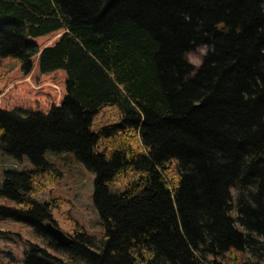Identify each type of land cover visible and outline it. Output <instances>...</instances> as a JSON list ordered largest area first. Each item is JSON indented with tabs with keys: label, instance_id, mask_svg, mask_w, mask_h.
Listing matches in <instances>:
<instances>
[{
	"label": "trees",
	"instance_id": "trees-1",
	"mask_svg": "<svg viewBox=\"0 0 264 264\" xmlns=\"http://www.w3.org/2000/svg\"><path fill=\"white\" fill-rule=\"evenodd\" d=\"M6 56L0 151L34 168L3 172L0 220L44 244L23 264H264V0H0ZM48 150L94 174L97 249L45 229Z\"/></svg>",
	"mask_w": 264,
	"mask_h": 264
},
{
	"label": "rangeland",
	"instance_id": "rangeland-1",
	"mask_svg": "<svg viewBox=\"0 0 264 264\" xmlns=\"http://www.w3.org/2000/svg\"><path fill=\"white\" fill-rule=\"evenodd\" d=\"M205 47H197L187 53V58L194 64H199ZM18 59L12 56L0 58V80L15 66ZM33 82L39 83L40 77L33 76ZM41 83L47 85V81ZM46 89V86H44ZM39 94V93H38ZM34 101L39 105L48 103L52 98L44 95L35 96ZM95 121H99L98 116ZM125 132L115 135V141L127 138L126 142L134 149H139V142L136 137H126ZM103 146H112L110 143ZM102 146L99 150H102ZM44 159L48 167L43 171L47 178V189H50V197L57 200L52 209L53 224L59 227L64 233L72 234L78 227H82L86 234L93 237L97 249V244L105 238V225L101 220L98 211L93 203V179L94 174L89 171L84 164L78 160L72 152L46 151ZM31 170L34 165L23 156L21 159H14L0 151V186L3 181V172L7 169ZM130 179V174H126L114 186L124 184ZM117 184V185H116ZM75 222L77 225H75ZM44 244L32 231L31 227L15 220H0V260L3 264H23V253L28 244ZM247 255H241L238 261H226V264H245Z\"/></svg>",
	"mask_w": 264,
	"mask_h": 264
},
{
	"label": "water",
	"instance_id": "water-1",
	"mask_svg": "<svg viewBox=\"0 0 264 264\" xmlns=\"http://www.w3.org/2000/svg\"><path fill=\"white\" fill-rule=\"evenodd\" d=\"M45 229L47 233L56 241L57 244L63 245L69 242L70 237L64 233L59 227L53 224L52 221H47L45 223Z\"/></svg>",
	"mask_w": 264,
	"mask_h": 264
}]
</instances>
